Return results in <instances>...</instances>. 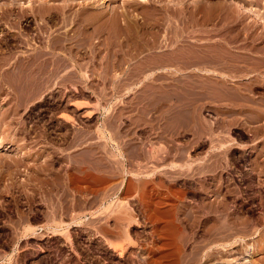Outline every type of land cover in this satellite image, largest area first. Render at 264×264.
Returning a JSON list of instances; mask_svg holds the SVG:
<instances>
[{"label":"rangeland","instance_id":"obj_1","mask_svg":"<svg viewBox=\"0 0 264 264\" xmlns=\"http://www.w3.org/2000/svg\"><path fill=\"white\" fill-rule=\"evenodd\" d=\"M32 1L0 0V264H263L264 0H98L131 19L80 33Z\"/></svg>","mask_w":264,"mask_h":264},{"label":"bare ground","instance_id":"obj_2","mask_svg":"<svg viewBox=\"0 0 264 264\" xmlns=\"http://www.w3.org/2000/svg\"><path fill=\"white\" fill-rule=\"evenodd\" d=\"M37 1V0H36ZM36 1H32L28 6H25V7H20L21 9H18V12H17V15H18V18L21 19L23 18L24 20L26 19H30V20H35L36 18L40 17V19H42L43 21H46L47 24L48 23H51V24H54V25H57V24H61L63 27H67L69 26V24H77V23H80L81 26L77 29L79 30L78 33H80V31H84L86 30L89 26L93 27V26H99L98 24H100V26L102 25H107L108 23H116L117 21L121 22V20L123 22H125L124 24L126 25V23L129 22V20L131 19V15L128 11V9H124L121 10V11H117L116 9H112V10H109L108 12H105L104 9H102V6H101V9H100V3H98V0H89L88 3H82L80 8H78L77 10L75 9L74 10V3L75 0H61L62 2H60L59 4H57L55 6V3L53 4L54 6H51V5H47V3H37ZM56 1V0H55ZM142 1V0H141ZM159 1V0H157ZM79 2V1H78ZM154 2V1H153ZM81 3V2H80ZM96 3L100 4L98 6H96ZM155 4V3H154ZM80 5V4H79ZM8 7V6H7ZM154 7L156 8V10H154V12H161V9H163L162 11H164L165 13H167L168 11H170L169 8H165V7H158V6H155ZM104 10V11H102ZM130 10V9H129ZM153 10V9H152ZM158 10V11H157ZM12 11L13 9L11 8H6V9H3V8H0V24H2L3 22H5L6 20L9 19V17L12 15ZM226 11V10H225ZM134 12V11H133ZM150 12V11H149ZM153 12V11H152ZM151 12V14H152ZM197 12V11H196ZM195 12V13H196ZM194 13V14H195ZM14 14V13H13ZM132 14V13H131ZM142 14H136V16H141ZM153 18L154 14H152ZM224 16V15H223ZM160 17V16H159ZM258 17V16H257ZM140 18H143L144 19V16H141ZM146 19V18H145ZM221 20V19H220ZM225 20V19H224ZM151 21H157L155 18L153 20H150ZM161 21V20H160ZM228 20L223 21V22H219V28L218 27H214V29H219L220 33L222 32H230L232 30L231 27H229V21L227 22ZM26 22V21H25ZM122 22V23H123ZM147 22V21H146ZM149 22V23H150ZM158 22V21H157ZM217 22V23H218ZM260 22V20H259ZM233 22H231L232 24ZM29 23L26 22V25H28ZM31 24V23H30ZM85 24V25H84ZM118 24V23H116ZM123 24V25H124ZM133 24V23H132ZM145 24V22H144ZM89 25V26H88ZM115 25V24H114ZM147 25V23H146ZM159 27L160 25L157 24ZM88 26V27H87ZM99 26V27H100ZM108 26V25H107ZM137 26V25H136ZM145 26V25H144ZM28 27V26H27ZM70 27V26H69ZM67 27V28H69ZM95 27V28H96ZM122 27V26H121ZM127 27V26H126ZM135 27V26H134ZM140 27V26H139ZM141 27H143V24L141 25ZM140 27V28H141ZM128 28V27H127ZM234 28V26H233ZM31 29V28H30ZM47 29V28H46ZM93 29V28H92ZM110 29V28H109ZM142 29V28H141ZM145 29V28H144ZM96 30V29H94ZM98 30V29H97ZM40 31H41V28H40ZM24 32V31H23ZM68 32V31H67ZM77 32V31H76ZM87 32V31H85ZM144 32V31H143ZM96 33V31H95ZM131 33V32H130ZM210 33V32H209ZM215 33V32H214ZM218 33V31H217ZM216 33V34H217ZM76 34V33H75ZM83 34V33H82ZM85 34V33H84ZM87 34V33H86ZM129 34V33H128ZM144 34V33H143ZM215 34V36H216ZM227 34V33H226ZM60 35H63V37L61 38L60 40V46L59 47L61 50H65L67 48L66 45H68V43L70 44V47L72 46L71 44L73 42H70V37L68 38V36L65 34V32H63L62 34ZM96 35V34H95ZM145 35V34H144ZM211 35V34H210ZM214 35V34H212ZM224 35V34H223ZM82 36V35H81ZM221 36V35H220ZM141 37V36H140ZM211 37V36H210ZM72 41V40H71ZM86 44V43H85ZM48 48V47H47ZM69 49V48H68ZM52 48H49L48 51H51ZM63 52V51H62ZM40 54V53H39ZM48 56H52V53L50 52H41V55L40 57L43 58L40 62H21V63H18L19 64V67L20 68H27V69H35V68H47L49 66V59L47 58ZM29 58V57H28ZM25 59V57H24ZM64 59V58H63ZM37 61V60H36ZM49 62V63H48ZM175 76V75H174ZM260 90V89H258ZM264 97V96H263ZM262 99V97H261ZM261 102L259 104V108L257 110V123H258V128H257V135H258V141H257V145H256V148H257V153L259 155L260 158L264 157V107L261 106L262 100H260ZM264 103V102H263ZM256 104V103H255ZM263 105V104H262ZM257 108V107H256ZM256 111V110H255ZM263 162V161H261ZM228 231H231L232 229H226ZM216 231V230H215ZM214 232V235L215 236H212V237H216L217 240H219L218 242H220V240L222 239H233V235L232 233L226 231V232H220L217 233ZM225 231V230H224ZM233 232V231H231ZM218 237V238H217ZM212 240V239H211ZM213 241V240H212ZM212 241H211V245H214L212 244ZM225 241V240H224ZM214 242L216 243L217 241H215V238H214ZM218 244V243H217ZM234 245V244H233ZM254 245V244H253ZM252 245V254H250V258L249 260H245V262L243 264H258V262L256 263L255 261H253L252 257L253 255L255 254V252L257 251L256 249L258 248H255L253 247ZM210 246V245H209ZM219 246V244L217 245ZM215 246V247H217ZM223 247V249L225 248L226 245H220ZM251 246V245H250ZM215 247L213 249H215ZM227 247V246H226ZM240 244L238 245H235L233 248L229 249V250H233L236 248V253L239 254L238 252L242 251L239 249ZM211 248V247H210ZM238 248V250H237ZM227 249V248H226ZM225 250V249H224ZM228 250V251H229ZM211 251V250H210ZM214 251V250H213ZM227 251V252H228ZM259 251V250H258ZM224 252V254H223ZM225 252L226 251H222L221 250V255L224 256L225 255ZM245 252V251H244ZM211 253V252H210ZM219 253V251L217 252V254ZM243 253V252H241ZM257 253V252H256ZM216 252H212V254L209 256V262L208 264H217L215 261L214 258H215V255H217ZM227 256V255H225ZM224 256V257H225ZM221 257V256H220ZM217 258V257H216ZM223 259V257L221 258ZM225 259V258H224ZM229 259V258H228ZM219 260V259H218ZM220 261V260H219ZM224 263V262H223ZM223 263H218V264H223ZM260 264V263H259ZM264 264V263H263Z\"/></svg>","mask_w":264,"mask_h":264},{"label":"flooded vegetation","instance_id":"obj_3","mask_svg":"<svg viewBox=\"0 0 264 264\" xmlns=\"http://www.w3.org/2000/svg\"><path fill=\"white\" fill-rule=\"evenodd\" d=\"M236 180H239V179H236Z\"/></svg>","mask_w":264,"mask_h":264}]
</instances>
